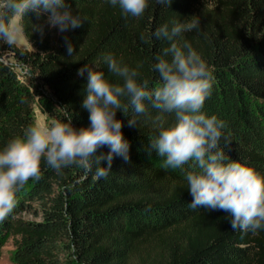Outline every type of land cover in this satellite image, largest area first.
I'll list each match as a JSON object with an SVG mask.
<instances>
[{
	"label": "trees",
	"instance_id": "obj_1",
	"mask_svg": "<svg viewBox=\"0 0 264 264\" xmlns=\"http://www.w3.org/2000/svg\"><path fill=\"white\" fill-rule=\"evenodd\" d=\"M65 3L81 26L61 32L48 23L49 13L29 11L21 23L31 48L0 41V148L23 136L34 123V105L47 101L55 105L49 109L55 122L90 128V113L82 106L88 70L83 76L78 71L86 65L123 83L108 70L109 54L155 87V57L170 42L144 43L141 35L199 19V30L184 33L183 40L212 74L202 111L225 122L220 147L229 159L264 175V0H172L170 5L149 0L140 18L109 0ZM10 57L26 71L20 73ZM132 115L131 110L116 113L129 159L114 154L107 178H95V166L87 173L76 166L56 171L42 159L41 178L17 193L15 208L0 223V245L7 237L13 241L11 259L18 264H264V228L234 230L227 211L189 208L193 196L184 173L164 168L151 148L159 128L144 117L129 127ZM174 122V115L163 114L165 127ZM109 150L104 146L97 154ZM23 212L34 218L21 217Z\"/></svg>",
	"mask_w": 264,
	"mask_h": 264
},
{
	"label": "clouds",
	"instance_id": "obj_2",
	"mask_svg": "<svg viewBox=\"0 0 264 264\" xmlns=\"http://www.w3.org/2000/svg\"><path fill=\"white\" fill-rule=\"evenodd\" d=\"M112 6L127 15L140 18L149 7V0H109ZM158 4L172 0H156ZM33 11L49 13L48 23L61 32L81 26L82 19L74 14L65 0H0V40L12 47L17 44L24 26L25 15ZM199 19L157 27L144 43L167 40L170 46L155 57L153 71L158 74L155 87L147 79L139 80L136 69L105 57L108 70L123 83H113L101 71L88 66L79 69L83 76L88 70L87 96L83 107L90 113V128L75 129L71 120L56 121L48 126L39 122L29 125L23 136L11 139L0 148V223L16 206L17 193L29 182L41 178V161L56 171L76 166L97 179L107 178L113 155L129 159V142L123 137L122 121L117 111L125 115L131 110L129 127L137 126V117H144L158 128L151 148L163 158V167L180 169L193 196L191 209L200 206L230 213L234 230L252 231L264 228V175L240 161L230 160L220 147L223 120L203 111L212 90V74L205 61L183 40V34L199 30ZM73 45L67 44L68 54ZM171 56V60L165 57ZM150 109L159 114L153 117ZM163 114L174 115L175 122L165 127ZM109 147L108 153L97 150ZM106 160L107 166L103 162ZM189 165L188 169L184 166Z\"/></svg>",
	"mask_w": 264,
	"mask_h": 264
},
{
	"label": "rangeland",
	"instance_id": "obj_3",
	"mask_svg": "<svg viewBox=\"0 0 264 264\" xmlns=\"http://www.w3.org/2000/svg\"><path fill=\"white\" fill-rule=\"evenodd\" d=\"M0 41L3 42V40ZM14 46L21 49L31 48L23 33H21L17 44ZM9 61H11L14 65L17 66V70L20 73H24L26 71L13 57H10ZM53 107H55V105L52 101H47L45 104L42 105L35 104L33 110L34 123L39 122L43 126H48L54 123L55 119L49 110ZM20 216L27 219L34 218L33 214L26 212H23ZM13 248L14 245L12 239L10 237H7L0 245V264H18L11 259V253Z\"/></svg>",
	"mask_w": 264,
	"mask_h": 264
}]
</instances>
